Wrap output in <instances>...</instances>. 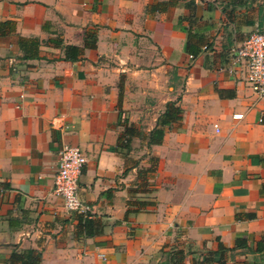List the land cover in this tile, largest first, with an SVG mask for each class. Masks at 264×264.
<instances>
[{
	"label": "crops",
	"instance_id": "obj_1",
	"mask_svg": "<svg viewBox=\"0 0 264 264\" xmlns=\"http://www.w3.org/2000/svg\"><path fill=\"white\" fill-rule=\"evenodd\" d=\"M257 29L264 0H0V264H193L220 245L264 264V103L226 71ZM64 145L86 157L83 234L53 191Z\"/></svg>",
	"mask_w": 264,
	"mask_h": 264
},
{
	"label": "built area",
	"instance_id": "obj_2",
	"mask_svg": "<svg viewBox=\"0 0 264 264\" xmlns=\"http://www.w3.org/2000/svg\"><path fill=\"white\" fill-rule=\"evenodd\" d=\"M231 64L226 69L233 73L236 66L246 68L245 80L256 97V102L264 103V29L249 34L242 44L231 51ZM233 118H242V113H234ZM264 107L261 109V122ZM86 157L79 147L64 145L58 152V166L54 175V193L61 197L63 208L67 212L89 215L92 207L82 202L78 195V179Z\"/></svg>",
	"mask_w": 264,
	"mask_h": 264
},
{
	"label": "trees",
	"instance_id": "obj_3",
	"mask_svg": "<svg viewBox=\"0 0 264 264\" xmlns=\"http://www.w3.org/2000/svg\"><path fill=\"white\" fill-rule=\"evenodd\" d=\"M192 50V49H191ZM79 50L76 46H67L65 48V56L71 59H75ZM182 108L176 104L175 101L169 102L166 105V109L163 114L158 118L156 126L151 130L149 135V145L160 143L164 135V126L170 125L173 122L179 121L182 115ZM129 136L131 133H127ZM127 141V140H126ZM78 218V229L85 228L80 230L79 234L82 231L86 232L87 227L93 225V220L84 218L81 214L77 215ZM88 235V233L86 234ZM240 240L237 241L236 245H243ZM220 253L218 252H208L205 256L200 257L193 261V264H213V262L218 259L219 264H224L223 260H220L218 257L221 256V252H225L226 248L220 245ZM12 259L19 261L21 264H39L41 254L40 252L27 251L24 253L14 252L11 255ZM184 258V252L181 249H174L164 252V258L158 264H182ZM214 260V261H213Z\"/></svg>",
	"mask_w": 264,
	"mask_h": 264
}]
</instances>
